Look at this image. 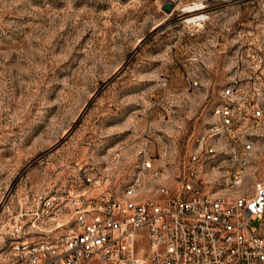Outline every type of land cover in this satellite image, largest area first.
I'll use <instances>...</instances> for the list:
<instances>
[{
  "label": "rangeland",
  "instance_id": "374dc122",
  "mask_svg": "<svg viewBox=\"0 0 264 264\" xmlns=\"http://www.w3.org/2000/svg\"><path fill=\"white\" fill-rule=\"evenodd\" d=\"M228 87L253 141L251 195L264 181V115L251 119L254 104L264 113V0H0V264L15 222L37 231V194L77 191L83 172L121 181L151 158L154 195L210 144ZM138 247L147 256L145 236Z\"/></svg>",
  "mask_w": 264,
  "mask_h": 264
},
{
  "label": "built area",
  "instance_id": "2783aa9c",
  "mask_svg": "<svg viewBox=\"0 0 264 264\" xmlns=\"http://www.w3.org/2000/svg\"><path fill=\"white\" fill-rule=\"evenodd\" d=\"M236 92L224 90L210 144L202 141L205 147L154 195L142 177L164 174L151 158L121 181L114 173L83 172L77 191L37 194L26 213V225L37 231L11 226L6 264H264V181L253 182L251 195L240 191L253 141ZM263 115L252 105L253 126ZM142 236L147 256L139 251Z\"/></svg>",
  "mask_w": 264,
  "mask_h": 264
},
{
  "label": "bare ground",
  "instance_id": "6f19581e",
  "mask_svg": "<svg viewBox=\"0 0 264 264\" xmlns=\"http://www.w3.org/2000/svg\"><path fill=\"white\" fill-rule=\"evenodd\" d=\"M194 9H191L190 11L193 12ZM196 10V9H195ZM198 17V16H197Z\"/></svg>",
  "mask_w": 264,
  "mask_h": 264
}]
</instances>
